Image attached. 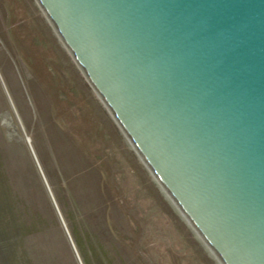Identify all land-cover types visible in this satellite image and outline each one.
<instances>
[{
  "label": "water",
  "instance_id": "95a60500",
  "mask_svg": "<svg viewBox=\"0 0 264 264\" xmlns=\"http://www.w3.org/2000/svg\"><path fill=\"white\" fill-rule=\"evenodd\" d=\"M220 264H264V0H37Z\"/></svg>",
  "mask_w": 264,
  "mask_h": 264
},
{
  "label": "rangeland",
  "instance_id": "374dc122",
  "mask_svg": "<svg viewBox=\"0 0 264 264\" xmlns=\"http://www.w3.org/2000/svg\"><path fill=\"white\" fill-rule=\"evenodd\" d=\"M0 172V264H220L37 0H0Z\"/></svg>",
  "mask_w": 264,
  "mask_h": 264
},
{
  "label": "trees",
  "instance_id": "16d2710c",
  "mask_svg": "<svg viewBox=\"0 0 264 264\" xmlns=\"http://www.w3.org/2000/svg\"><path fill=\"white\" fill-rule=\"evenodd\" d=\"M0 175H1V172H0ZM2 176V175H1ZM3 177L4 178H6V180H5V183L7 182V184H9V186H10V182H9V180H8V177H7V175H6V173H5V171H3ZM1 182V181H0ZM8 192V191H7ZM8 196H9V203H8V206H10L9 208L11 209V210H13L12 209V205H13V199H14V194L13 193H10V192H8ZM33 213H35V217H33V219H36L37 218V211H34ZM27 224H29V222L27 223Z\"/></svg>",
  "mask_w": 264,
  "mask_h": 264
}]
</instances>
